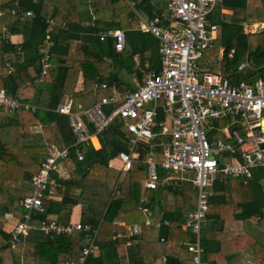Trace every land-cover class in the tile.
I'll list each match as a JSON object with an SVG mask.
<instances>
[{
    "label": "trees",
    "instance_id": "obj_1",
    "mask_svg": "<svg viewBox=\"0 0 264 264\" xmlns=\"http://www.w3.org/2000/svg\"><path fill=\"white\" fill-rule=\"evenodd\" d=\"M99 1L111 12L108 21L93 19V11L99 7L94 4L90 8L85 0H0V10L5 11L0 22V90L37 106L35 112L0 106V245L10 238L1 217L11 215L18 220L24 217L20 200L32 192V176L47 157L48 146L56 143L65 147L76 141L68 116L57 112L56 107L63 96H75L79 75L84 77L85 93L94 94L96 103L110 92L109 88L96 90V83L134 89L136 84L125 80L123 72L129 77L136 75L141 82L148 71L161 69L158 39L134 27L138 22L136 10L145 12L149 18L161 12H155L149 0H140L136 10L126 0ZM222 7L235 12L242 10L243 16L229 21L213 19L225 53L223 58L218 56L220 44L216 43L209 49L201 68L222 72L234 83L241 79L252 81L259 76L264 79V30L246 33L243 28L244 21L264 22V0H222L217 11ZM12 8L18 13L13 14ZM28 9L34 10L35 18L20 17V12ZM60 12H64V23L49 32L52 63L42 75L41 47L48 34L47 20L56 18ZM87 21L89 25H85ZM115 29L124 30L126 35V46L120 52L116 51L112 36L102 41L98 35L100 30ZM16 33L24 35L21 43L11 41L10 35ZM233 47L235 52L230 55ZM245 61L249 65L238 70ZM7 62L12 67L8 73ZM40 80L49 82L50 86H39ZM104 109L109 113L111 106ZM161 119H164L162 110L157 117L158 121ZM222 123L219 121L217 125ZM88 126L94 130L93 124ZM98 136L100 148L90 142L80 145L84 154L81 160L76 148H71L64 164L73 167L68 176L53 173L43 199V211L33 217L35 224L53 219L71 224L74 208L81 205L80 221L90 229H75L72 233L32 229L25 237V256L34 258L37 264H80L84 237L94 236L97 231L98 248L87 255L85 264H194L193 252L184 245L185 241L194 240V236L182 227L189 211L195 208L196 191L192 182L178 180L163 188L149 189L143 180L145 165L141 159L135 160L118 182L121 172L110 161L120 151L127 150L132 134L114 120ZM156 140L141 144L140 158L152 149L151 144ZM239 159L243 161L241 156ZM252 172L248 183L220 173L210 188L209 209L201 229L203 260L211 264H244L241 253L245 246L254 251L259 264H264V242L241 238L238 234L241 231L237 230L251 219L264 230V165L254 166ZM143 198H147L146 204L154 213L161 214L156 235L155 226L145 224V216L138 208ZM133 222L142 226L139 234H129L128 224ZM4 248H9L11 261L3 253L0 264H21L14 248Z\"/></svg>",
    "mask_w": 264,
    "mask_h": 264
},
{
    "label": "built area",
    "instance_id": "obj_2",
    "mask_svg": "<svg viewBox=\"0 0 264 264\" xmlns=\"http://www.w3.org/2000/svg\"><path fill=\"white\" fill-rule=\"evenodd\" d=\"M135 5L137 0H126ZM216 0H166V14H155L141 24V30L152 33L159 40L161 55L160 71H149L134 89H121L114 84H95L96 90L109 88L108 95L88 106L73 110L74 97L65 95L56 111L66 114L76 134V141L60 147L56 143L48 146V155L39 170L32 176V192L20 200L24 217L17 220L10 230V238L0 245V254L8 251L4 246L15 248L35 228L45 233H72L75 229H90L81 221L63 224L57 220L40 221L35 224L33 217L43 211V199L54 172H60L71 148H76L78 159H83L80 150L83 142H90L95 148L101 147L99 138L114 120L120 121L132 136L127 150L116 158L120 162V182L133 162L141 159L146 169L145 185L149 189L163 188L178 180H189L196 191L195 208L189 211L182 223L191 231L194 240L184 242L193 252L194 264H211L202 259L201 229L209 209L210 188L220 173L248 183L253 177L252 168L264 165V79L259 76L252 81L241 79L234 83L226 74L201 68L200 64L217 39L218 26L209 20ZM13 14L18 13L12 8ZM5 14L0 10V15ZM21 18H35L32 9L20 12ZM48 34L41 47L42 75L51 66L52 41L49 32L55 27V20L48 19ZM102 41L108 36L114 38L116 51H123L126 35L121 30L98 32ZM232 48L230 55H233ZM247 61L238 70L248 66ZM0 106L9 110L24 108L35 112L37 106L0 90ZM104 106H111L106 113ZM165 118L158 121L160 111ZM227 120L233 125L220 127L217 122ZM88 123L93 124L91 131ZM214 131L213 135L209 133ZM152 143V149L140 158L139 148L143 143ZM239 156L243 161H240ZM254 157V158H253ZM192 172L191 176L187 174ZM143 198L139 209L145 216V224L158 226L157 217ZM117 224L125 225L123 221ZM167 225L168 221H164ZM129 234H139L142 226L138 222L128 224ZM94 236L86 235L83 240L80 264L92 250L98 248ZM164 240V238H162ZM73 264V263H72Z\"/></svg>",
    "mask_w": 264,
    "mask_h": 264
},
{
    "label": "crops",
    "instance_id": "obj_3",
    "mask_svg": "<svg viewBox=\"0 0 264 264\" xmlns=\"http://www.w3.org/2000/svg\"><path fill=\"white\" fill-rule=\"evenodd\" d=\"M85 1L88 2L90 8H92L94 4H96L99 7L98 11H93V14H94V16H93L94 18L93 19H101L103 21H108L110 19V17H111L110 10L105 8L104 5L101 4L99 0H85ZM138 2H140V0H137L136 5L139 4ZM149 2L153 4V8H154L155 12L156 11L157 12H161V14H163V15L166 14V9L162 10V8L160 7V5H164L166 7V0H149ZM221 2H222V0H216L215 6H214L212 12L209 15V20L210 21L216 23L213 20L215 18L219 19V17H220L224 21H229L233 17L240 18V17L243 16V11L242 10H239V11L235 12L234 10L229 9V8H225V7L220 8V12H218L217 9H218V6L221 4ZM131 6L134 9L136 7L135 5L134 6L131 5ZM136 11H137V15H138V22L136 23V25L134 27H136V29L141 30V24H143V22L146 20V18L149 19V16L145 12H140L139 10H136ZM63 18H64V12H60L56 18H51V19L55 20V23H56L55 26H57V25H60V24L64 23L63 22ZM2 19L3 18L0 15V22L2 21ZM89 23H90V21H87L85 23V25H89ZM255 27H257V30L255 29ZM243 28H244V31L246 33H260V32H262L264 30V22H246V21H244L243 22ZM115 30H121V31H123L125 33V31L122 30V29H115ZM115 30H106V31H115ZM100 31H102V30H100ZM142 32H144V31H142ZM147 33H149V32H147ZM10 39L14 43H21L24 40V35L16 33V34L10 35ZM218 39H219V36H218V32H217V40L214 42V46L216 45V43L220 44L219 45L218 56L220 58H223V55L225 53V47L219 42L220 39L219 40ZM233 48H235V47H233ZM206 56H207V54H206ZM136 60L138 62V57H136ZM7 66L10 67V68L8 67L9 69L8 68L6 69V72L8 73L12 69L10 62H7ZM146 66L148 67V64H146ZM123 74H124L125 80L134 83L133 82L134 78H130L131 75L129 77L128 75H125V73L123 72L122 76H123ZM137 81H138L137 83L135 82L136 86H137L138 83H140L138 79H137ZM39 86L49 87L50 83L47 82V81H44V80H40L39 81ZM84 88H85V86H84V77H83L82 74H80L78 79H77V82H76L75 96H73L74 100H75V98L80 100L79 104H78V107H80V106L81 107H88V105H90V104L95 102L94 94L92 95L91 93H85ZM121 89L128 90L130 88H128L127 85H124ZM164 118H165V113H164ZM161 120H163V119H161ZM220 121H223V120H220ZM37 132H39V131H37ZM44 140H46V139L44 138ZM110 165L112 167L116 168V169H119L118 167L120 166V162H119V160L116 157H114L113 159H111ZM65 173H66V171L64 170L63 174H65ZM65 176H68V172H67V174ZM195 205H196V201H195ZM81 215H82L81 205H78L73 210V214H72V217H71L72 222L79 221L80 218H81ZM155 215L157 217H160L161 214L155 212ZM1 220L3 222L5 230L10 233V230L12 229V227L14 226V224L17 222L18 219L13 217V216H11V215H7V216H4V217H1ZM248 221H245L243 223V228L237 229L238 231H241V233H238V234H241V238L256 240V241H258L260 243L264 242V230L261 227L258 226V224L256 223V220L254 221L255 224H256L254 226L250 225L248 223ZM157 231H158L157 230V226H155L154 229H153V232H154L155 235L157 234ZM25 239L26 238L24 237L21 241L18 242V244L14 248V253H16L17 255H19L21 257V264H37L34 261V258L25 256V254H26V252H25V243H26ZM7 252H8V254L6 252L5 253L7 254L8 260L11 261V256H9L10 252L9 251H7ZM241 262L244 263V264H259L260 261L256 258L255 254H254V251L251 248H246L245 246H243L242 253H241Z\"/></svg>",
    "mask_w": 264,
    "mask_h": 264
},
{
    "label": "rangeland",
    "instance_id": "obj_4",
    "mask_svg": "<svg viewBox=\"0 0 264 264\" xmlns=\"http://www.w3.org/2000/svg\"><path fill=\"white\" fill-rule=\"evenodd\" d=\"M160 7L162 8V10H165L166 9V7L164 6V5H160ZM255 29L257 30V27H255ZM254 29V30H255ZM130 78H134V83L136 82H138L137 81V77H136V75H134V74H131V77ZM79 99H76L75 98V100H74V102H73V110L74 111H77V110H80L79 109V107H78V104H79ZM223 123L220 125V127H224V126H226L227 125V127L228 128H232L233 127V125H231V123L230 122H225V121H222ZM65 165V166H64ZM63 166L65 167H62L61 168V171H60V173L61 174H63V172H64V170L66 171V173L64 174V176L67 174V172H68V170H70L73 166H72V164H70V163H65V164H63ZM188 176H191L192 175V172L190 171L188 174H187ZM143 180L145 181V179H146V169L144 170V173H143ZM195 199V201H196V198H197V194L195 193V197H194ZM171 202L172 201H174V197L172 196L170 199H169ZM195 203V202H194ZM159 213V212H158ZM248 223L250 224V225H252V226H254V225H256L255 224V222H254V220L253 219H251V220H249L248 221ZM18 244V243H17ZM16 247V246H15ZM6 253L8 254V252L6 251ZM6 254V255H7Z\"/></svg>",
    "mask_w": 264,
    "mask_h": 264
},
{
    "label": "water",
    "instance_id": "obj_5",
    "mask_svg": "<svg viewBox=\"0 0 264 264\" xmlns=\"http://www.w3.org/2000/svg\"><path fill=\"white\" fill-rule=\"evenodd\" d=\"M254 158V157H253Z\"/></svg>",
    "mask_w": 264,
    "mask_h": 264
}]
</instances>
